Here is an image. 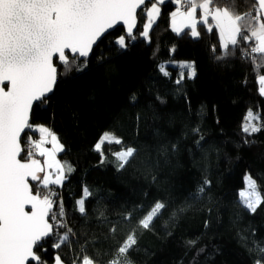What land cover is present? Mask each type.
I'll use <instances>...</instances> for the list:
<instances>
[{
	"label": "trees",
	"instance_id": "trees-1",
	"mask_svg": "<svg viewBox=\"0 0 264 264\" xmlns=\"http://www.w3.org/2000/svg\"><path fill=\"white\" fill-rule=\"evenodd\" d=\"M176 7L171 0L160 7L148 40L139 35L145 23L140 12L134 42L118 28L100 42L83 71L73 68L61 75L57 65L54 94L46 104L34 106L31 124L57 135L64 145L59 160L74 169L65 173L63 187H51L65 208L58 219L75 235L70 247L54 248L52 237L43 242L44 249L37 251L46 264H55L57 254L63 264H81L84 255L94 264H107L156 201H163L166 209L149 229H137V244L128 254L131 264L264 260L256 250L257 245L264 247V203L250 213L237 198L248 174L264 196V96L258 91L264 68L254 71L239 51L217 60L222 46L215 27L208 33L198 24L195 39L184 34L189 30L175 34L170 22ZM236 10L255 13L244 0H237ZM120 36L126 48L116 44ZM182 61L194 64V78L179 65H167ZM249 109L260 114L255 123L261 125L251 135L242 131ZM106 131L122 143H106L102 162L93 146ZM27 135L39 139L35 130ZM21 143L26 146L25 137ZM128 147L136 152L118 169L114 153ZM34 158L44 162L38 154ZM201 186L204 192L198 194ZM85 187L91 195L81 215L76 202ZM127 212L133 213L131 224L123 220ZM113 226L114 236L109 232Z\"/></svg>",
	"mask_w": 264,
	"mask_h": 264
},
{
	"label": "snow or ice",
	"instance_id": "snow-or-ice-1",
	"mask_svg": "<svg viewBox=\"0 0 264 264\" xmlns=\"http://www.w3.org/2000/svg\"><path fill=\"white\" fill-rule=\"evenodd\" d=\"M165 0H147L148 7L142 8L146 0H0V264H46L37 249H44L46 238H53V247L71 246L70 236L75 233L59 217L65 216V208L57 190L51 186L63 187L65 173L74 171L66 161L56 159V153L64 151V145L57 135L45 126H34L30 121L33 105L48 102V94L53 92L57 82L58 69L61 75L73 71L80 72L88 64L87 58L97 43L117 24L127 25V36L135 39L133 28L136 24L137 9L145 18L142 35L148 39L149 31L159 16V4ZM177 5L171 13L172 29L195 39L200 36L198 24L205 32L218 30V42L222 50L215 56L223 60L240 52V58L253 65L254 71L264 68V0H244L250 2L253 11L238 12L237 0H171ZM201 11L200 18L197 11ZM177 19L180 27H177ZM211 19L212 23L209 22ZM119 48L127 47L125 37L116 40ZM215 52V46H213ZM67 53V54H66ZM80 58H84L81 60ZM55 59V63H54ZM181 68L189 70V78L196 76L192 63H181ZM161 71L168 75L165 68ZM183 72L176 83L183 79ZM9 86L5 90V85ZM258 91L264 95V75L258 77ZM133 101L135 96L132 97ZM260 114L249 109L242 123V131L251 135L261 130ZM25 129H34L39 139L33 140L25 134L26 146L22 147L21 136ZM30 143V147L27 144ZM51 143L49 151L43 145ZM121 144L114 133L104 132L93 146V151L104 158L105 144ZM24 153L21 157V153ZM136 150L132 147L114 153L118 169L124 168ZM47 157L45 168L34 156ZM54 169V171H51ZM45 173L43 177L38 173ZM31 181H39L32 185ZM209 184L208 180L204 185ZM35 188V194L33 189ZM42 189L44 191H42ZM204 187L198 189V194ZM91 195L85 187L82 197L76 202L81 215L86 214L85 199ZM238 202L250 213L264 203V196L258 190L256 181L245 177V188L237 193ZM30 205L31 211H25ZM55 209V210H54ZM166 204L156 201L149 210L130 228L113 257L107 264H131L129 251L137 244V229H149L152 221L163 214ZM77 210V209H74ZM132 212H127L123 220L132 223ZM51 218V222H50ZM65 231L60 233V229ZM116 233V227L109 229ZM264 254V247L256 246ZM84 249L81 248L83 253ZM55 264H63L59 254ZM76 264V261H73ZM81 264H94L84 255ZM255 264H264L257 259Z\"/></svg>",
	"mask_w": 264,
	"mask_h": 264
},
{
	"label": "water",
	"instance_id": "water-1",
	"mask_svg": "<svg viewBox=\"0 0 264 264\" xmlns=\"http://www.w3.org/2000/svg\"><path fill=\"white\" fill-rule=\"evenodd\" d=\"M169 1H170V0H165V2H164L163 4H159L158 6H159V7H163V6L166 5ZM147 5H148V3H147V0H146L145 5H142L141 7L144 8V7H146ZM140 12H141V9H137L136 24H135V27L133 28V35H134V36L137 34V31H138V27H139V19H138V15H139ZM118 28H122V29L124 30V32H125V36H126L127 38H129V37L127 36V25H124V24H122V23H121V24H117V25L115 26V28H113V29H109V31H108L107 33H105V35H104L103 37H101V39L98 40L97 43H96L95 45H93V51L96 49V47L100 44V42H101L105 37H107L108 35L114 33ZM93 51H92V53H93ZM92 53H90V55H89V57L87 58V60H89V59L91 58ZM66 54H67V53H66ZM80 59L83 60L84 58H80ZM54 63H55V59H54ZM57 69H58V67H57ZM57 79H58V74H57ZM56 85H57V82H56ZM56 85H55L54 88H53V92L48 94V98H47V99H49V98L54 94V91H55ZM8 87H9V86H8L7 83H6V85H5V90H8ZM38 103H39V102L34 103L33 108H34V106H35L36 104H38ZM32 111H33V110H32ZM31 116H32V113H31ZM31 116H30V121H29L30 123H31ZM28 131H29V129H25V133H23L22 136H21V141H22L23 137L25 136V134L28 133ZM22 147H23V145H22ZM23 155H24V153L22 152V153H21V157H23ZM35 159H38V160L41 162V165L45 168V166H44V162H42L39 158H35ZM38 175H40L41 177H43L44 173H43V172H42V173H38ZM29 183L32 184V185H35V184L39 183V181H31V179L29 178ZM34 194H35V193H34ZM54 210H55V209H54ZM25 211H31L30 205H26V207H25ZM49 238H51V237H49ZM49 238H46V241H47ZM44 242H45V241H44ZM29 264H33V262L29 261Z\"/></svg>",
	"mask_w": 264,
	"mask_h": 264
},
{
	"label": "rangeland",
	"instance_id": "rangeland-1",
	"mask_svg": "<svg viewBox=\"0 0 264 264\" xmlns=\"http://www.w3.org/2000/svg\"><path fill=\"white\" fill-rule=\"evenodd\" d=\"M176 5V4H175ZM177 6V5H176ZM160 8V7H159ZM160 12H161V9H160ZM197 17L198 18H200V16H201V11L200 10H198L197 11ZM159 16H160V13H159ZM159 16L156 18V20H155V22L152 24V27H151V29L153 28V26H154V24L157 22V20H158V18H159ZM209 22H210V19H209ZM180 20L179 19H177V27H180ZM170 28H171V30L173 31V29H172V21L170 22ZM151 29H150V31H151ZM186 30H189L188 28H183L182 29V31L179 33V34H182L183 32H185ZM150 31H149V34H150ZM175 34H178L177 32H175V31H173ZM149 34H148V39H149ZM141 36V38H143V39H145V40H148V39H146L145 37H143L142 35H140ZM118 39V38H117ZM116 39V40H117ZM136 39V38H135ZM135 39H133L132 40V42H134L135 41ZM181 63H192V62H185V61H182V62H169L167 65H172V66H180L181 65ZM193 64V63H192ZM163 68H165L166 69V67H163ZM183 70H184V68H182ZM188 70V69H187ZM166 71H167V69H166ZM188 72H189V70H188ZM253 123H255V120L253 121ZM39 126H42V125H39ZM46 127V126H45ZM50 145V147H46V149H48L49 151H51L52 149H53V145L50 143L49 144ZM47 159V157H45V160ZM56 159L58 160V157H57V153H56ZM45 160H44V166H45V170L46 171H49L48 169H47V165L45 164ZM51 171H54V169H52ZM44 175H45V173H44ZM43 175V176H44ZM249 175V174H248Z\"/></svg>",
	"mask_w": 264,
	"mask_h": 264
},
{
	"label": "crops",
	"instance_id": "crops-1",
	"mask_svg": "<svg viewBox=\"0 0 264 264\" xmlns=\"http://www.w3.org/2000/svg\"><path fill=\"white\" fill-rule=\"evenodd\" d=\"M210 21H211V19H210ZM212 22V21H211ZM264 96V95H263ZM38 133V132H37ZM39 134V133H38ZM40 135V134H39ZM50 143H46V144H44L43 145V147L44 148H46V147H50V145H49ZM62 152V151H61ZM61 152H57V157H58V160H59V154L61 153ZM43 157V156H42ZM44 158V160H45V157H43ZM60 161V160H59Z\"/></svg>",
	"mask_w": 264,
	"mask_h": 264
},
{
	"label": "built area",
	"instance_id": "built-area-1",
	"mask_svg": "<svg viewBox=\"0 0 264 264\" xmlns=\"http://www.w3.org/2000/svg\"><path fill=\"white\" fill-rule=\"evenodd\" d=\"M32 131H34V129H31ZM30 129H29V131H31ZM29 131H28V133L27 134H29ZM25 137V136H24ZM27 147H30V143H28L27 144Z\"/></svg>",
	"mask_w": 264,
	"mask_h": 264
}]
</instances>
